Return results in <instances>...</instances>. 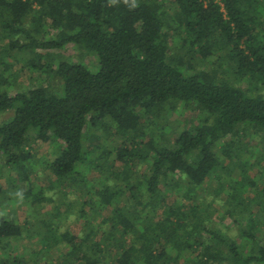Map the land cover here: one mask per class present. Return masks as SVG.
I'll return each mask as SVG.
<instances>
[{"label":"trees","instance_id":"1","mask_svg":"<svg viewBox=\"0 0 264 264\" xmlns=\"http://www.w3.org/2000/svg\"><path fill=\"white\" fill-rule=\"evenodd\" d=\"M0 41V176L15 190L1 208L38 206L72 264H264V148L252 175L249 149L226 140L264 132V0H0ZM68 44L96 67L52 53ZM19 59L55 88L10 94ZM176 109L195 118L170 126ZM33 140L49 153L32 159ZM39 165L84 195L75 212ZM68 213L76 230L61 228ZM16 217L0 212V264H19L10 240L32 237Z\"/></svg>","mask_w":264,"mask_h":264},{"label":"rangeland","instance_id":"2","mask_svg":"<svg viewBox=\"0 0 264 264\" xmlns=\"http://www.w3.org/2000/svg\"><path fill=\"white\" fill-rule=\"evenodd\" d=\"M0 44H3V41H0ZM52 53H57L58 55H61L63 59H70L73 61H78L82 62L91 69H94L97 65L96 58L92 54H82L73 44H68L66 45L63 49L57 51L53 50ZM12 57H8L9 62L11 61ZM13 63L10 71L12 74V77L14 78V87H10L9 93L12 94L16 87L19 88H28L33 85H38V86H46V85H51L52 88H55L54 84V79L51 78L50 75L46 73H41L39 71H35L34 69H31L30 67L23 65L22 60H16ZM1 69V68H0ZM242 87H245V83L239 84ZM49 87V86H48ZM50 88V87H49ZM250 90V89H249ZM252 93L257 92L258 90L252 89L250 90ZM196 113H189V112H183L178 109L174 110L171 112V114L167 115L166 120L168 121V125L170 126H187L190 124V122L195 118ZM10 115V113L6 114H1L0 119L6 118ZM94 132V131H93ZM97 133H99L98 130H96ZM100 134V133H99ZM97 135V136H96ZM264 132H259L256 129L252 127H246V126H241L239 127V132L236 136H228L226 140L234 138L236 140V144H234L237 149H240L243 146L248 148L249 151L246 149L243 150V155L244 152L247 151L244 157L249 158L248 161L251 162V165L249 166L250 173L252 175L256 174L257 169H263L262 165H259V159H260V153L258 152L260 149L263 150L264 148ZM99 140V135L98 134H93L89 138V145L90 146H95L96 142ZM115 140V139H114ZM113 141V140H112ZM116 141V140H115ZM118 141V140H117ZM49 142H43L40 140H33L30 148V152L33 154L32 159H38L43 155H47L49 153ZM1 154H0V159H1ZM0 170L1 172H5V167L2 166V161H0ZM39 167V173L36 175L38 183H40L42 186L45 187L46 194L50 195L54 199H59L62 197V194L58 191L59 188H61L63 191H69L68 196L66 199H70L73 202V205L71 206L70 212H75L77 206L76 202H79L84 199V195L79 196V201L76 199V202L74 199L77 197V194H79L78 189L74 190L73 184L71 181L66 180V182L62 183L58 188L55 187L57 184L56 181L53 180V175L50 172V170L47 169H42L41 165ZM3 170V171H2ZM93 171H90L88 173V176H92ZM94 176V174H93ZM263 181V178H261V182ZM206 184L213 183V186H215L214 181L212 179H208L206 181ZM214 187H211L207 189L208 192L213 193L214 195L209 194L208 198L217 197L216 195L220 193H215L213 191ZM0 189H5L6 193L1 194L0 193V205L3 204L6 201V196H10V193H14L15 190L12 188L11 184H6L5 178L3 176H0ZM203 189H200V192ZM169 198L173 199V195L171 194V191H168L167 193ZM171 199H169L171 201ZM197 199V198H195ZM194 199V201H195ZM61 200V199H59ZM222 202V201H221ZM192 202L188 201H183V204L186 205V207ZM217 205V204H216ZM218 210L222 211L223 207L222 205L217 206ZM253 209L256 210L257 206L254 204ZM15 211V213H13ZM0 212L3 214H8L10 216L16 215V219L21 222V224L25 228H31L32 229V237L27 238H15L11 239L10 242L12 244L13 250L10 251L12 254L16 255L19 264H72L70 262L71 257L66 253L68 246L60 243V244H52L50 240L44 239V235L46 232L44 231L45 227L43 226V220L40 216H43V211L38 208V206H30L27 204V202H21L20 205H13L9 206L7 205L6 207L1 208L0 207ZM17 213V214H16ZM105 214V212H104ZM47 215V214H45ZM36 216H39L37 218ZM68 216H72L70 219L64 218V224L61 227L64 229L65 225H70L71 230H76L77 226L73 224V217L75 215H70L68 213ZM68 218V217H67ZM27 221V222H26ZM83 223V220L81 221V224ZM222 224L224 225H232V221L229 217L224 218ZM220 226H222L219 223ZM220 228H224L220 227ZM42 237V239H41ZM199 241H205L206 237L204 234L200 235L198 237ZM259 240L263 242L264 240V235L259 237ZM112 245L110 247L113 249L115 242L112 241ZM196 250H198V246L195 247ZM110 250V249H109ZM114 250V249H113Z\"/></svg>","mask_w":264,"mask_h":264},{"label":"clouds","instance_id":"3","mask_svg":"<svg viewBox=\"0 0 264 264\" xmlns=\"http://www.w3.org/2000/svg\"><path fill=\"white\" fill-rule=\"evenodd\" d=\"M112 2L114 3L115 2V0H112ZM125 3H127V0H125ZM137 6V3H134L131 7H129V8H135Z\"/></svg>","mask_w":264,"mask_h":264}]
</instances>
